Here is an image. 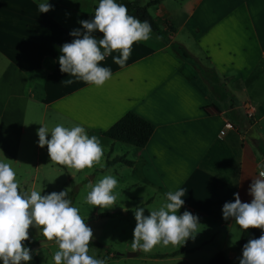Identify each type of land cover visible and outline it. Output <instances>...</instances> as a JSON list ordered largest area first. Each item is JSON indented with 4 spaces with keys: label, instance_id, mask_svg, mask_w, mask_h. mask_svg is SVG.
I'll return each mask as SVG.
<instances>
[{
    "label": "crops",
    "instance_id": "crops-1",
    "mask_svg": "<svg viewBox=\"0 0 264 264\" xmlns=\"http://www.w3.org/2000/svg\"><path fill=\"white\" fill-rule=\"evenodd\" d=\"M42 2L0 0V120H4L2 113L10 124L13 120H40L38 130L43 120H49V132L57 124L82 126L89 136L100 139L103 167L77 172L50 161L45 150L36 148L31 156L22 148L31 136L30 125L22 121L16 138L0 136V161L10 160L18 169L20 189L27 187L30 194L38 174L39 182L46 186L53 183L62 188L70 183L76 190L89 174V183L97 174L99 180L102 173L125 174L131 188L137 183L145 185L163 202L167 192L185 190L177 215L188 211L198 217L197 233L209 237L187 246L190 251L201 248L215 234L225 239L233 229L234 236L240 235L234 218H222V208L226 202H234L235 193L242 203L252 200L249 186L264 157V150L258 149L263 135L255 130L264 115V90L255 85L264 78V0H182L176 24L171 23L172 14L169 20L162 19V13L153 17L170 27L160 43H134L124 67L113 62L118 52L100 63L113 74L100 88L61 73L58 64L60 47L72 42V30L83 34L79 21H90L95 1L47 0L51 10L40 13ZM170 42L180 44L201 65L225 78L232 100L227 97L224 105L215 99L195 66L179 57ZM68 80L73 82L68 84ZM34 109L40 110L39 117ZM126 111L153 125L142 147L102 135ZM225 121L233 128L219 137ZM114 157H123L130 164L118 161L104 166ZM50 172L54 175L47 174ZM76 175L81 178L73 181ZM154 196L142 204L151 203ZM142 204L123 203L117 215L114 208L93 210L92 214L94 221L118 224Z\"/></svg>",
    "mask_w": 264,
    "mask_h": 264
},
{
    "label": "clouds",
    "instance_id": "clouds-1",
    "mask_svg": "<svg viewBox=\"0 0 264 264\" xmlns=\"http://www.w3.org/2000/svg\"><path fill=\"white\" fill-rule=\"evenodd\" d=\"M39 12L47 13L51 5L44 0ZM91 21H79L83 34L74 29L69 35L74 39L60 47L59 70L85 84L100 88L111 80L112 71L100 63L113 52L119 56L113 62L124 67L131 55L132 46L151 38V25L128 14L126 5L117 0H99ZM103 34L96 39L92 34ZM73 81L68 80L71 84ZM51 136L50 139L47 137ZM38 146L47 147L50 161L59 166L81 172L100 165L104 156L100 139L89 136L82 126L65 127L55 125L51 132L41 126L37 132ZM8 161V162H5ZM118 184L112 175H106L87 193L85 202L101 209L115 206ZM183 188L166 193V202L158 210L144 216V208L135 209V228L132 247L151 251L155 246L181 247L194 238L200 225L198 217L188 211L177 215L184 204ZM248 194L250 203H242L239 194L234 202H226L222 218H234L235 223L246 231L260 229L258 239H250L242 249L239 264H264V170L252 180ZM35 227L47 241H54L58 250L54 253V264H105L104 260L89 255L93 233L77 207L72 206L68 190L41 195L32 190L30 194L20 191L17 173L10 160L0 161V261L2 264H27L31 261L30 250L24 246L29 240V229Z\"/></svg>",
    "mask_w": 264,
    "mask_h": 264
},
{
    "label": "rangeland",
    "instance_id": "rangeland-1",
    "mask_svg": "<svg viewBox=\"0 0 264 264\" xmlns=\"http://www.w3.org/2000/svg\"><path fill=\"white\" fill-rule=\"evenodd\" d=\"M94 1L97 4V1ZM146 1L148 0H140L141 3H145ZM181 1L182 0H162L159 5H156L155 7L154 5L148 7L147 11L152 17L162 13V19L165 20H169L168 17L170 16V14H172L171 23L172 25H174L179 21L181 17ZM94 12L95 11H93V13ZM157 23L160 27L163 25V35L166 36L168 31L170 30V27L166 22L163 23L162 20H158ZM160 42L161 37L152 32L151 38L145 43L155 45ZM255 85L256 87H260L259 89L264 90V78H260L259 82ZM262 96L264 106V92ZM34 112L35 114H37V117H39L40 110L34 109ZM262 113H264L263 110ZM254 114L256 115V117H258L259 115L256 111H254ZM2 115L4 120H0V136H3L4 138L6 136L16 138L20 134L19 127L22 121L24 124H27L28 122L30 125L29 133L33 137H28L27 140L22 143V148L28 150L31 156H33L36 148L43 151L45 150L48 155L47 147H39L38 141L35 140L40 120H13L10 124V120H6L7 115L5 113H2ZM48 123L49 120H43L42 126H46L49 129L50 125ZM255 130L261 132L263 135V139L258 143V149L264 150V115L261 116L259 122L255 125ZM47 138H51L50 134ZM11 149L14 150V147L12 146ZM26 160L27 157L23 163L24 167L27 166ZM13 168L18 174V169L15 166ZM29 169L31 171L33 170L32 163L29 164ZM261 170H264V167L260 163L259 166L255 168L252 180L258 177V174ZM59 172L61 171L59 170L58 173ZM47 174L54 175L52 172ZM90 175L91 174L82 179V182L79 183V186L76 190L75 187H73L70 183H67V185L62 188L56 187L53 183H50L46 186L45 184L39 182L40 176L38 174L35 180L36 186L33 188V190L41 191V195H47L52 192L59 193L60 191L68 190V198L71 199L72 206L79 209L80 215L83 217L86 225L92 230L93 239L90 242L89 255H92L94 258L104 260L105 264H206L214 252L222 250L228 257L231 264H239V260L242 256V249H240L238 245L239 234L234 236L233 229L231 230L227 238L223 239L222 236L215 234L213 238H211V240L204 244L201 248L191 251H186V249L205 238L209 239V237L204 236L205 234L202 235L196 233L194 238H190L183 246L179 248L173 246L157 245L149 252H145L139 248H133L132 234L136 224L134 213L129 214L125 220L118 224L103 223V220L101 221V219L98 222L94 221V215L92 214V211L96 210L97 212H100L106 209L94 207L85 202L87 193L91 190V187L99 181L98 177L100 176V174H97L95 179L91 183H89L88 180ZM102 175L103 177L106 175H112L118 181L117 187L114 190L115 194H117L116 204L114 207H112L116 209L114 215L120 214L122 212L121 207L123 203L133 204L137 202V205H139L142 204L146 198H149V196H154L155 192L152 189H149L148 187H146L145 185H141L140 183H137L136 187L131 188V186H129L130 177L125 174L115 176L114 174L102 173ZM80 178L81 176L76 175L72 180H80ZM20 191L28 193L27 187L24 190L20 189ZM74 193L76 198L72 199L71 196ZM163 203L164 202L162 200L154 196L151 203L142 204L141 206L137 207L144 208L145 210L143 214L144 216H148L149 211L158 210ZM258 230L262 233L260 229ZM40 235V231L37 228L31 227L29 229V240L23 242L24 246L35 253L38 259V264H54L53 256L54 253L58 250V245L54 241H47L45 238L33 242V238ZM181 248H185V250L182 252L174 253ZM228 250H232L233 253L226 252ZM127 253H133V255L127 256ZM0 264H2V261H0Z\"/></svg>",
    "mask_w": 264,
    "mask_h": 264
},
{
    "label": "trees",
    "instance_id": "trees-1",
    "mask_svg": "<svg viewBox=\"0 0 264 264\" xmlns=\"http://www.w3.org/2000/svg\"><path fill=\"white\" fill-rule=\"evenodd\" d=\"M97 4L94 6V9L98 7L99 0H96ZM159 0H148L145 3H141L140 0H117L118 3L126 5L128 9V14L136 17L140 21H148L151 25L152 32L163 37V25L160 27L154 18L149 14L147 8L155 5ZM94 13L91 14L89 20L91 21L94 17ZM94 37L96 39H102L103 34L95 32ZM170 47L174 52L184 60L190 61L195 68L197 69L198 74L204 80L207 88L210 93L217 99L219 102L224 103L225 99L228 97L229 101L232 100L231 94L228 92L224 80L225 78L219 76L212 67L201 65L193 56H191L186 49L180 44L170 42ZM230 104V103H228ZM247 114H244V117ZM250 120V119H249ZM153 130V125L142 117L136 115L132 111H126L119 118H117L110 126H108L103 132L102 135L108 139L114 141H120L133 145L135 147H142L148 140L151 132ZM116 161H120L126 164H130V161L124 159L123 157H114L111 160H107L104 166H108ZM103 215H109L108 213H103ZM260 237V232L258 229H248L246 231H240L238 238V245L240 249H243V246L250 239H258ZM42 235L36 236L33 238V242L43 239ZM99 245V244H98ZM185 248H181L174 253L182 252ZM189 249H186V251ZM190 251V250H189ZM32 255L31 261L27 264H38V259L34 252L30 251ZM24 264V262H21ZM206 264H231L228 257L222 250H218L212 254Z\"/></svg>",
    "mask_w": 264,
    "mask_h": 264
},
{
    "label": "built area",
    "instance_id": "built-area-1",
    "mask_svg": "<svg viewBox=\"0 0 264 264\" xmlns=\"http://www.w3.org/2000/svg\"><path fill=\"white\" fill-rule=\"evenodd\" d=\"M233 126L229 121H225L222 125V128L218 131V136H222L227 129H232Z\"/></svg>",
    "mask_w": 264,
    "mask_h": 264
},
{
    "label": "water",
    "instance_id": "water-1",
    "mask_svg": "<svg viewBox=\"0 0 264 264\" xmlns=\"http://www.w3.org/2000/svg\"><path fill=\"white\" fill-rule=\"evenodd\" d=\"M261 164H262L263 167H264V157H263L262 160H261ZM126 255H127V256H132L133 253H127Z\"/></svg>",
    "mask_w": 264,
    "mask_h": 264
}]
</instances>
